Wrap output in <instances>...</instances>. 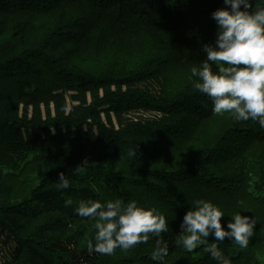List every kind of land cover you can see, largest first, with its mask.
<instances>
[{"label": "trees", "instance_id": "obj_1", "mask_svg": "<svg viewBox=\"0 0 264 264\" xmlns=\"http://www.w3.org/2000/svg\"><path fill=\"white\" fill-rule=\"evenodd\" d=\"M222 7L0 0V264H153L152 237L89 252L95 221L74 212L87 199L156 208L169 226L166 264H216L205 251L212 236L191 253L175 244L196 199L224 212L225 229L239 211L257 222L248 247H218L231 264H264V129L213 114L192 85Z\"/></svg>", "mask_w": 264, "mask_h": 264}, {"label": "clouds", "instance_id": "obj_2", "mask_svg": "<svg viewBox=\"0 0 264 264\" xmlns=\"http://www.w3.org/2000/svg\"><path fill=\"white\" fill-rule=\"evenodd\" d=\"M224 5L211 14L217 25L216 39L214 44L202 45L206 59L191 68L192 85L211 100L213 114L228 113L238 122L252 120L264 129V6L254 9L252 0H224ZM88 163L85 160L82 166ZM57 183L62 189L70 187L63 172ZM64 203L72 206L71 199ZM74 212L95 221V235L87 241L89 252L112 255L117 248L127 251L152 237L150 259L153 264H166L169 244L162 233L169 226L156 208L135 200L87 199ZM224 216L212 202L196 199L183 217L176 246L191 253L212 236L217 243L207 244L205 251L216 264H231L218 243L227 238L241 249L247 248L257 222L237 211L228 216L226 230L221 223Z\"/></svg>", "mask_w": 264, "mask_h": 264}]
</instances>
